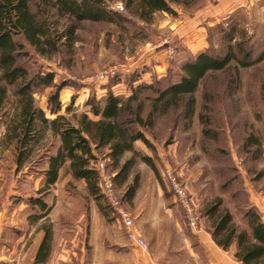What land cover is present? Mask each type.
Here are the masks:
<instances>
[{"label":"rangeland","instance_id":"rangeland-1","mask_svg":"<svg viewBox=\"0 0 264 264\" xmlns=\"http://www.w3.org/2000/svg\"><path fill=\"white\" fill-rule=\"evenodd\" d=\"M202 1L197 0L190 6L174 4L175 14L157 11L151 21L144 22L124 8H118L120 1L107 0L108 8L117 11L123 19L83 21L71 47L60 46L59 52L50 59L33 54L31 58L25 57L23 63L31 73L53 72L54 84L65 81L66 85L59 91L62 106L72 102V109L79 113L87 111L88 98H103L110 89L118 95H128L132 80L142 79L141 82L162 86L177 81L180 65L196 53L222 52L226 44L222 36L231 24L237 26L239 34L244 32L253 56L261 52L264 4L248 10L233 9L213 24L204 22L203 42L196 46L180 41L176 29L182 30ZM59 23L63 24L64 20ZM113 66L117 68L115 76L106 80L94 77ZM53 90L54 87L49 86L36 89L33 94L36 105L44 107L47 114V97ZM195 96V115L190 122L178 107L156 114L153 127L146 129L151 147L142 144L140 152L150 155L157 173L146 163L136 162L134 171L139 174V184L144 183L143 194H158L160 188L166 199L178 205L186 222L182 207L163 176L168 167L191 196L199 223L202 208L216 196L223 199V205L238 224H245L243 212L249 207L264 215V60L246 68L237 69L230 64L224 70L208 72ZM1 134L2 129L0 138ZM44 166L41 161L30 170L24 167L15 174L12 149L0 143V200L2 194H10L11 205L17 210L3 239L8 244L2 253L7 258L4 264H35L34 239L40 228L43 234L47 228L51 233L47 261L42 264H60V260L57 261L62 248L60 242L63 245L66 235L72 232L75 264H81L82 254L88 251L83 241L88 235L89 214L98 207V201L81 181L71 180L66 170L55 185L39 192L44 186L41 172ZM123 190V187L116 188L119 195ZM24 194L45 198L49 206L46 215L36 219L42 211L26 204ZM99 201L102 215L97 214L96 222L116 224V217L105 199L100 197ZM157 202L155 198L154 204ZM124 204L129 208L128 202ZM66 223L72 225L74 231L61 226ZM23 233V241L18 243L14 238ZM54 234L57 241L51 242Z\"/></svg>","mask_w":264,"mask_h":264},{"label":"trees","instance_id":"trees-1","mask_svg":"<svg viewBox=\"0 0 264 264\" xmlns=\"http://www.w3.org/2000/svg\"><path fill=\"white\" fill-rule=\"evenodd\" d=\"M118 1L128 14L149 22L157 11L175 14L174 4L190 6L197 0ZM106 2L0 0V143L12 149L15 174L44 161L41 170L44 186L39 192L50 188L66 167L74 179L85 181L100 209L99 200L103 196L92 161L105 159L106 168L113 173L115 188H124L121 200L131 203L139 185V174L134 171L136 162L146 163L157 173L152 158L134 147L135 141L151 147L146 129L153 127L155 115L181 107L190 122L195 115L196 91L208 72L224 70L230 64L237 69L246 68L264 60V47L253 56L244 32L239 34L237 26L231 24L222 36L226 40L222 52L196 53L180 65L177 81L162 86L132 80L128 95H118L110 89L103 98H88L85 101L88 111L77 113L72 102L63 107L59 98L66 82L54 84L53 72L31 73L23 59L33 54L50 59L60 46L71 47L83 21L123 19ZM61 19L64 23L60 25ZM49 86L54 90L47 97L46 108L52 117L36 105L33 96L36 89ZM26 202L42 211L36 219L49 210L40 197H27ZM200 213L210 221L209 232L220 247L227 249L234 243L235 257L243 264H264V221L253 208L243 212L245 225L235 222L220 196L206 203ZM50 238L47 228L37 253H41L43 260L50 249Z\"/></svg>","mask_w":264,"mask_h":264},{"label":"crops","instance_id":"crops-1","mask_svg":"<svg viewBox=\"0 0 264 264\" xmlns=\"http://www.w3.org/2000/svg\"><path fill=\"white\" fill-rule=\"evenodd\" d=\"M259 4H264V0H203L193 18L188 22L185 21L186 24L182 27V30L180 28L176 29L179 35L178 38L186 45L196 46L203 42L204 22L205 24H213L233 9L244 8L248 10ZM141 81L142 79H138L134 83ZM41 108L46 112L44 107ZM47 116L52 117L50 114H47ZM142 144L141 141H135L134 147L138 151H143L140 148ZM65 170L71 180H76L64 167L60 170L59 177L54 185ZM77 180L86 186L83 179ZM143 186L144 183L141 181L131 203H129L130 205H128V209L134 217L147 248L142 249L130 242L126 238L123 226L118 219H116L117 223L112 225L110 223H97L96 221L99 218L97 214L100 216L102 212L100 208L96 207L95 210H92V214L91 212L89 214L90 222L88 228L86 227L88 235L83 241V246L88 251L82 254L81 264H243L235 257L236 246L234 243L229 248L223 249L213 240L209 232L210 221L206 216L201 214V229L190 228L184 221L178 205L172 203V200L166 199V194H163L160 188L158 194H148V192L143 194ZM24 195L26 197H36L34 194ZM155 198H158L156 205L154 204ZM41 199L47 203L45 198ZM20 209L19 211H21ZM16 211L11 205L10 194H2L0 200V264H4L7 259L2 254L4 248L8 245L3 239L7 236L5 233L10 230ZM260 217L264 221V215H260ZM61 226L74 231L73 226L68 225V223ZM24 236L25 233L19 234L14 239L17 238V242L21 243ZM35 236L34 262L35 264H42L47 261L48 255L43 260L41 253L37 254L44 236L42 228ZM55 241H57L56 234L52 237L51 242ZM63 241V245L60 242L62 248L60 256L58 255L60 258H57V261L60 260V264H75V237L73 232L66 235V239ZM6 251H9V249H6Z\"/></svg>","mask_w":264,"mask_h":264},{"label":"built area","instance_id":"built-area-1","mask_svg":"<svg viewBox=\"0 0 264 264\" xmlns=\"http://www.w3.org/2000/svg\"><path fill=\"white\" fill-rule=\"evenodd\" d=\"M117 7L123 9V5L121 3L117 5ZM116 74L117 68L113 66L96 74L94 77L99 80H106L108 77H113ZM105 162L106 161L104 158H98L97 160L92 161V166L98 171L99 174L100 193L115 215L116 219L121 222L126 238L140 248L146 249L147 244L140 235L139 228L134 221V217L132 216L129 209L125 206L124 202L121 200L120 195L117 194L115 185L113 183V173L108 171ZM163 176L169 190L173 193L178 203L182 207L187 225L190 228L196 230L201 229L194 202L191 196L188 194L185 186L181 183L173 170L168 167H165Z\"/></svg>","mask_w":264,"mask_h":264}]
</instances>
